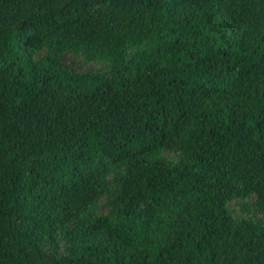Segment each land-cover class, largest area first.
<instances>
[{"label":"trees","instance_id":"1","mask_svg":"<svg viewBox=\"0 0 264 264\" xmlns=\"http://www.w3.org/2000/svg\"><path fill=\"white\" fill-rule=\"evenodd\" d=\"M0 264H264V0H0Z\"/></svg>","mask_w":264,"mask_h":264},{"label":"rangeland","instance_id":"2","mask_svg":"<svg viewBox=\"0 0 264 264\" xmlns=\"http://www.w3.org/2000/svg\"><path fill=\"white\" fill-rule=\"evenodd\" d=\"M69 63H70V65H72L76 69H89L90 68V66L82 67L81 65L76 64V62L72 59L69 60Z\"/></svg>","mask_w":264,"mask_h":264}]
</instances>
